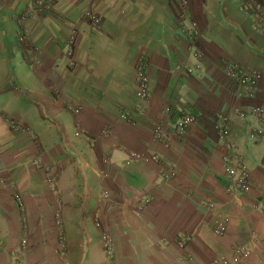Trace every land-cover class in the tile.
<instances>
[{"label": "crops", "instance_id": "0c3cea01", "mask_svg": "<svg viewBox=\"0 0 264 264\" xmlns=\"http://www.w3.org/2000/svg\"><path fill=\"white\" fill-rule=\"evenodd\" d=\"M259 1L264 4V0ZM136 2L137 20L142 19L154 27L143 34L147 41L143 40L140 48L133 52L126 44L124 50L114 54L113 64L98 68L97 73L89 69L85 60L78 64L75 58L82 52L87 53L93 34L102 31V16H107L111 23L108 30L102 32L105 33L103 37H126L120 17L124 16L123 11L134 14L137 10L131 6ZM243 2L196 0L194 20L199 37L194 50L187 56L183 52L179 54L178 48L173 46L180 39L175 20L178 7L174 0H128L124 3L119 0L112 4L102 1L105 5L102 8L96 7L97 4L90 8V11L98 12L91 11L97 14L101 26L84 24L72 46L74 68L78 65L82 70L86 69L85 76L96 77L86 82L95 87V92L90 87L92 92L87 100L79 97L81 101H75L76 108L83 110L85 116L66 111L63 100L69 99H56L49 91L48 95H39L36 100L41 106L42 99L44 112L57 120L53 127L39 126L35 132L21 124L17 114L7 115L0 109V264H102L104 254L98 235L102 231L111 236L114 246L110 264L127 259L128 251L120 254L116 244L129 247L127 241L137 236L134 245L143 253L150 255L155 248L152 257L148 260L145 257L142 264H178L168 253L179 237H191L187 257L197 253L192 247L207 248L204 241L198 239V233L205 226L199 212L204 198L220 202L232 214L228 230L232 239L249 243L248 226L264 238V221L251 213V204L264 200V138L251 145L246 140L249 123L234 118L237 110L264 104V39L257 36L252 43L244 35L240 23L245 19L238 12ZM32 5V0H0V22L3 19L16 22L19 15L30 11ZM228 23L239 25V35ZM242 37L249 41L251 50L244 46ZM227 39L229 42H225ZM68 44V39L63 44H45L41 46V56L49 54L48 51L53 54L58 51V57L64 55ZM0 45L17 54L13 41ZM193 53L199 58L193 57ZM53 54H49L50 59L55 56ZM139 58H145L148 63L145 74L149 80V101L144 117L131 126L123 122L119 114L136 103L135 65ZM179 58L188 62L191 68L199 66L198 75L183 78L176 72L173 63ZM229 60L260 70L261 78L253 100L239 97L238 86L225 77L223 70ZM72 73L65 74L71 76ZM75 90H80L78 84H74ZM181 102L197 118V123L187 132L180 146L165 108L169 105L178 107ZM219 114L234 119L231 136L249 171L251 190L248 195L229 197L217 188L223 173V150L212 125ZM39 118L43 119L40 109ZM68 120L73 133L83 131L96 137L103 128L108 129L111 137H103V141L96 139L92 147L93 159L79 156L85 142H79L75 137L74 140L67 138L64 125ZM12 124L20 126L21 130L11 129ZM156 124H161L169 136L167 149L151 141V127ZM48 136L53 138L52 148ZM49 152L57 153L61 158L56 159ZM129 152L158 154L163 164L174 168L176 178L169 182L159 180L160 165L152 163L125 167L124 160ZM102 157L107 159L103 161ZM79 181L85 183L84 191H78ZM107 193L109 197L104 199L102 196ZM142 196L149 198V204L137 215V201ZM56 214L65 237L62 258L55 254ZM94 221L99 223L98 229ZM21 240L26 241L27 249L19 254ZM202 257L198 256L200 260ZM242 264L262 263L254 255Z\"/></svg>", "mask_w": 264, "mask_h": 264}, {"label": "rangeland", "instance_id": "374dc122", "mask_svg": "<svg viewBox=\"0 0 264 264\" xmlns=\"http://www.w3.org/2000/svg\"><path fill=\"white\" fill-rule=\"evenodd\" d=\"M32 1H33V5L31 6L30 11L25 10L27 11V13H22L21 15H19L16 22L12 21L11 23V21H7L5 19L2 20L3 22H0V44H3L5 42L11 43V41H13L14 47L16 48L15 51H17V54L13 53L10 48H4V47L2 48V46L0 45V109L4 111L7 115H11L14 113L17 114L18 117L21 119V121L25 123L24 124L21 122V124L25 125L26 128H30L33 131L37 132L39 126L53 127L54 124L57 123V120L55 118L50 117V115H47L46 112H44L45 107L42 104L43 103L42 99H41V106H39L36 100L37 96L48 95V91H49L51 97L53 95L56 99H60L64 97L66 99L68 98L69 101L63 100V103L64 104L66 103L65 110L68 112L71 111V113H73L72 110L76 109L77 106V102L75 101L87 100L86 97L91 95L92 92L91 88L93 89V92H95L94 91L96 90L95 87L93 85L88 86L86 82L88 81V79L96 78V77L85 76L86 69L82 70L81 67H78V65L76 66L75 69L74 68L75 59H77L78 64H80L82 60L87 61L89 69L93 73H97L98 68L110 67L113 64V58L115 56L114 54H116L121 50H124L126 44H127L126 48L130 52L139 49L140 43L143 40H145L143 39V34H145L146 32H150V30H152L154 27L153 24L143 22L142 19L140 21L137 20V16L139 15L138 8L136 6L138 2L137 1L134 5L131 6L133 9L137 10L136 12H134L135 15L129 13L128 11H123L124 16L120 17L123 23L124 32L126 34V37H124V39L121 38L118 39L116 37H114V39H107L103 37V34L105 33L102 32L108 30L111 23L106 18L107 16L106 17L102 16L101 17L102 31L93 34L90 44L87 45V53L82 52L80 54V57H82V59H80L79 56L73 59L74 56H73L72 46L75 35H78L79 32L83 30L84 24H86V26H89L88 23H90L94 27H98L100 25L98 16H95L97 14H94L91 11H94L95 13L98 12L96 10L90 11V8H92L95 4H97L95 5L96 7L102 8L103 6H105L102 5V1H105L108 4H112V3H116L119 0H32ZM120 1L124 3L127 2L128 0H120ZM174 1L177 2V7H178L175 20L177 21L178 30L180 32L179 34L180 39H177V41H175L173 46L178 48L179 54L183 52L187 56L191 54L190 52L194 50L193 49L194 43L197 41L199 37L198 28L196 26L197 24L194 20V16L196 14V12H194L196 0H174ZM246 1L247 0H244V2L241 3L240 5L244 4ZM257 1L264 6V4L261 3L259 0ZM30 13L32 14L30 15ZM114 15H116V13H114ZM128 16L129 18H127ZM91 18L96 19V22H93ZM242 18L245 19L243 16ZM228 24L232 25L233 29L236 28L235 33L236 35H239V30H238L239 25L235 24L237 25L235 26L231 23ZM240 25L242 26V31L244 35H246V37L251 40L250 42L253 43V39H255V37H257L258 35L253 31H251L250 22L247 19H245V21L242 20V24L240 23ZM247 25L248 27L246 28ZM190 29L196 31V35L192 39L189 38L188 35ZM66 39H68L69 44H68V49L64 55L58 57L57 56L58 51L55 52L54 54L48 51L49 54L55 55L53 56V58H51L52 60L49 58V54H44L43 56H41L40 51L43 49L41 48V46H44L45 44L47 45L50 42L63 44ZM225 42H229V39L225 40ZM243 43L246 48H250L251 50L252 47L248 40L243 38ZM167 48L169 49V47ZM75 52L77 53L76 50ZM84 55L86 56V59H84L85 57ZM143 59L145 60L147 66L148 64L147 60L145 58ZM232 59H234L233 56ZM140 60L141 58L137 59L135 65L136 66L135 89H136L137 74L139 73L138 63ZM173 68L174 70H176V72L182 74L183 78H185V76L186 77L192 75L197 76L198 75L197 72L199 71L197 70L189 74L186 73V69L191 68L190 64L186 61L183 62L180 61V58L173 63ZM192 69L195 70V67L193 66ZM67 72H73V73L71 76H68L65 74ZM208 79L210 80V78L206 79L205 77V80ZM74 84H78L80 88L79 91L77 90L73 91ZM15 96H19L21 97V99L17 100ZM79 97L81 98V100ZM146 104L142 105L136 99L135 105L132 106L131 109L123 113H120L119 116L121 118L123 114L133 113L137 109L142 111L143 114L132 124H128L124 120L122 119L121 120L128 125L135 126L139 122V120L144 117ZM170 107L172 112L169 115V113H166V109ZM247 107H244L243 109H246ZM39 109L43 112V119L39 118ZM180 112L190 113L195 120V123L187 130V132L194 125H196L197 118L189 110L186 109V107L183 105L182 102L179 104L178 107L169 105L165 108V114L171 117L170 118L171 130L174 136L177 138L176 140L178 145L181 146L184 142V138L187 132L185 135L179 138V136L176 135L173 128L174 120L176 119V117L179 115ZM78 113H77L78 116H82V117L85 116L84 111L81 109L79 110ZM88 113L92 114L90 111H88ZM206 119L208 120V118ZM230 119L232 120L233 123L234 119L232 118ZM246 122L249 123V127L255 125V123L251 119L246 120ZM156 126H159L161 128L163 133L168 138V144H170L169 136L161 124H156L155 126L151 127V133H153V130ZM12 127L17 128L16 131L21 130V127L18 125L12 124L11 129ZM64 129L68 139L74 140L73 139L75 137L74 134L77 133L79 134V136L75 137V140L78 141L81 140L83 141V143L85 142L84 148L81 150V155H79L82 159H88L89 156L91 157V159H93L92 147L95 146L96 139L98 140V138H101L103 141L104 140L103 137L106 139L111 137L110 136L111 134L108 132V129L106 130V128H103L102 129L103 131L101 130L102 133H98L96 137L87 134L86 132L83 131H76L75 133H73L74 131L71 127V122H69V120L64 125ZM248 129L249 128H247L246 130V134ZM213 131H214V127H213ZM48 137L50 143L49 147L52 148L54 147L53 138L52 136H48ZM231 140L233 142L232 144H234L236 147L237 153L242 157L239 147L237 143L232 139V136H231ZM217 141L220 143V146L223 150V154L221 156V163H222V158L227 153V150L226 148L223 147V145L218 139ZM256 144L257 143L253 145ZM89 150L91 151L90 153H88ZM49 153L53 155L56 159L61 158L60 155L57 153H53V152H49ZM155 155H157L159 158V164L165 165L162 163L160 156L158 154ZM144 156H148V155H144ZM100 159L105 161V159L107 158L102 157ZM244 164L246 165L245 162ZM222 167H223V163H222ZM217 183L220 186L219 187L217 185V188L220 191L224 192L226 196L232 197L225 192L226 185L224 184V181L222 179ZM84 189H85V183L83 181L82 182L79 181L78 191H82V190L84 191ZM234 196H239V195H234ZM102 197L104 199H107L109 197V194L108 193L104 194ZM206 200L214 203L213 211L206 209L205 207V203L207 202ZM200 205H201L200 206L201 209H199V212L201 213V219L205 223V226L202 232L198 233V239H200V241H204L205 246H207V248L203 250L202 248L199 247L198 248L192 247V250L195 249L197 253L196 254L190 253L192 256L190 258L187 257V253L188 251H190L188 246L189 242L185 245V247L181 249H178L176 246H174L173 248L176 249V251H174V249L172 248L171 253H168V256L173 255L171 257L173 259L174 258L177 259L178 264H180L181 262L187 264H213V262L219 257L222 256L230 257L234 247L247 244L245 240L242 242L239 240L232 239L229 236L228 230H229L232 214L226 211V209L222 207L220 202L214 199L209 200L208 198H204L202 204L200 203ZM216 213L227 215L229 218V225L227 231L225 235H223L222 237H214L212 234L213 222L217 217ZM251 213L253 214L254 212ZM245 219L247 220V218ZM96 228L98 229V227ZM247 228L249 229L247 233H250L252 237L259 238V241H257L258 243L252 241L251 245L250 243L246 245L247 247L250 246L251 249L249 258L255 255L256 258L262 264H264V256H262L260 252L262 250L261 248L264 247V238L257 235L254 232V230H252L249 226ZM104 233L107 234L112 240L111 236L106 231H103V234ZM101 234L98 232L99 237H101ZM57 235L58 237L56 236L57 242H56L55 254L59 256L58 258L60 257L62 258L63 255H65V249L62 252L60 251L61 248L60 240L65 246V237L62 228L60 230H57ZM178 239H176V241H178ZM137 240H138V236L130 239V241H127L129 247H124V246L122 247L119 246V244H116V248L118 249L120 254L126 250L128 251L126 261L125 262L119 261L118 264H126L129 262H131L132 264H142L143 261L145 260V257L146 260L152 257L151 254L155 253L154 252L155 248L153 247L152 253L150 255H147L143 253L142 249L135 247L134 244L137 242ZM189 241H191V237L189 238ZM101 249L104 254V262L102 264H108L111 261V259H107L106 254L104 252L102 241H101ZM112 256H114V248H112ZM198 256H203L202 257L203 261L200 260ZM249 258H247L244 261H241V264L247 261Z\"/></svg>", "mask_w": 264, "mask_h": 264}, {"label": "built area", "instance_id": "2783aa9c", "mask_svg": "<svg viewBox=\"0 0 264 264\" xmlns=\"http://www.w3.org/2000/svg\"><path fill=\"white\" fill-rule=\"evenodd\" d=\"M238 12L241 16L247 19L250 22L251 31L256 33L262 39H264V6L260 4L257 0H247L244 4L238 7ZM93 22H96V19L91 18ZM189 38H194L196 31L190 29L188 32ZM193 57L199 58L196 54H193ZM139 73L137 74L136 81V92L135 97L140 104L144 105L148 102L149 99V80L145 74L146 63L144 59L139 61ZM199 66L195 67V70L192 68L186 69V73H192L197 71ZM224 74L226 78L233 81L239 88V97L246 100H253L256 96L258 84L261 78V72L255 68H246L239 65L236 62L229 61L225 64ZM79 110L73 109V113L77 114ZM171 107L166 109V113L171 114ZM143 114L142 111L136 110L133 113L123 114L121 119L127 122L128 124L134 123L140 116ZM235 118L240 121H246L251 119L254 121L255 125L248 127L246 134V140L250 144H255L261 141L264 138V104H253L248 106L246 109L237 110L234 114ZM195 123L193 116L188 112H180L176 117L173 123V128L177 136L182 137L186 134L187 130ZM214 132L217 139L221 142L224 148H226L227 153L222 158L223 163V173L221 179L224 181L225 192L234 196L237 194L247 195L251 190L250 184V175L249 171L244 164L242 157L237 153L236 147L232 144L231 140V128L232 120L224 115H216L213 120ZM12 129L17 130V128L12 127ZM75 137H78L79 134L75 133ZM106 137V135H105ZM152 141L155 144L161 145L164 148L169 146L168 138L163 133L159 126H156L152 133ZM147 164L152 163L160 165L157 171L159 180L168 182L175 179L176 172L173 167L159 164V158L157 155L152 154L144 156L135 152H129L126 155L124 160V166L133 167L136 164ZM18 198V197H17ZM148 204V199L142 197L138 200L137 210L142 211ZM205 207L208 210H214V203L208 201L205 203ZM251 211L256 213L258 218L264 221V200L260 199L251 204ZM217 217L213 222L212 234L214 237H222L225 235L228 225L229 218L227 215L216 213ZM215 215V216H216ZM55 227L60 230L61 223L59 221V216L55 215ZM98 227V225L96 224ZM250 237V245L252 241H259V238ZM101 241L103 243L104 252L107 258L112 256V240L107 234H102ZM189 242V237L183 235L176 241V247L181 249ZM60 251H64V244L61 242ZM247 242L246 245L249 244ZM258 243V242H257ZM241 245L234 247L230 257H219L216 259L213 264H241V261L249 258L251 249L250 246ZM20 249L18 250L19 254L26 251V241L22 240L20 243ZM260 251L262 256H264V247ZM15 260H17L15 258ZM18 264V263H16Z\"/></svg>", "mask_w": 264, "mask_h": 264}, {"label": "clouds", "instance_id": "9594fccd", "mask_svg": "<svg viewBox=\"0 0 264 264\" xmlns=\"http://www.w3.org/2000/svg\"><path fill=\"white\" fill-rule=\"evenodd\" d=\"M78 110H79V109H78ZM72 111H73V110H72ZM126 155H127V154H126ZM125 158H126V157H125ZM175 178H176V177H175ZM173 180H174V179H173ZM170 181H172V180H170ZM163 182H165V181H163ZM168 182H169V181H168ZM248 194H249V193H248ZM142 197L148 199V204H149V198L146 197V196H142ZM142 197H140L139 199H141ZM139 199H138V200H139ZM207 202H208V201H207ZM137 204H138V201H137ZM148 204H147V206H148ZM147 206H146V207H147ZM146 207H145V208H146ZM145 208H144V209H145ZM144 209H143L142 211H138V210H137V206H136V214H137V215L141 214V213L144 211ZM96 224H97L98 227H99V224L95 221V226H96ZM96 227H97V226H96ZM101 233L103 234V231H102ZM102 234H101V236H102ZM104 234H105V233H104ZM100 239H101V237H100ZM21 241H22V240H21ZM20 243H21V242H20ZM26 246H27V244H26ZM112 248H113V242H112ZM19 249H20V246H19ZM26 249H27V247H26ZM112 257H113V256H111V258H107V259H112Z\"/></svg>", "mask_w": 264, "mask_h": 264}]
</instances>
